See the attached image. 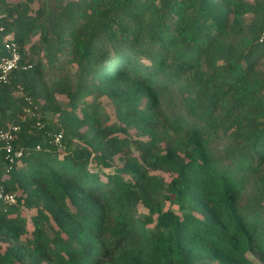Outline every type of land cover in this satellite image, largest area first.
I'll list each match as a JSON object with an SVG mask.
<instances>
[{"label": "trees", "instance_id": "trees-1", "mask_svg": "<svg viewBox=\"0 0 264 264\" xmlns=\"http://www.w3.org/2000/svg\"><path fill=\"white\" fill-rule=\"evenodd\" d=\"M263 30L264 0H0V264H264Z\"/></svg>", "mask_w": 264, "mask_h": 264}, {"label": "built area", "instance_id": "built-area-1", "mask_svg": "<svg viewBox=\"0 0 264 264\" xmlns=\"http://www.w3.org/2000/svg\"><path fill=\"white\" fill-rule=\"evenodd\" d=\"M259 42H264V30L261 33ZM5 49L8 51V57L0 59V85L6 84L9 80L11 72L16 69L20 62V54L14 42H7ZM26 68V67H24ZM29 68V66L27 67ZM39 125V124H38ZM20 131V126L12 125L6 130H0V206L10 207L16 204V195L7 191L3 184L5 176H7L13 166L27 155V151L23 148L15 149L13 142L15 134ZM62 135L56 134L53 138V144L60 146ZM39 146L36 147V151Z\"/></svg>", "mask_w": 264, "mask_h": 264}]
</instances>
